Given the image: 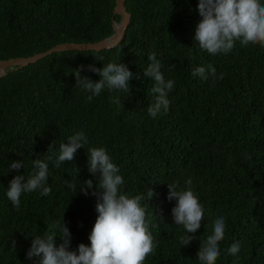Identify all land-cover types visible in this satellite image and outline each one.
<instances>
[{
	"label": "trees",
	"instance_id": "1",
	"mask_svg": "<svg viewBox=\"0 0 264 264\" xmlns=\"http://www.w3.org/2000/svg\"><path fill=\"white\" fill-rule=\"evenodd\" d=\"M198 2L125 0L131 20L114 48L53 52L0 77V264H40V257L28 258L32 240L50 230L59 246L63 217L69 250L91 246L100 194L99 173L89 170L92 147L106 148L119 167L123 194L144 195L141 206L156 245L144 264H200L201 241L221 215L226 229L216 264H264V47L236 40L227 54L201 49ZM114 7L115 0H0V60L109 37L112 21L120 20ZM153 52L165 80L174 81L168 111L155 119L147 111L154 81L143 75ZM113 61L141 79H132L127 92L105 86L88 101L91 94L76 86L74 69L85 66L81 75L98 82L87 66L102 69ZM196 67L205 68L207 79L193 77ZM81 131L87 143L73 161L59 167L47 161L50 194L22 193L14 207L6 195L10 181L18 174L27 178L33 160L58 154L60 143ZM13 161H23L24 169L10 171ZM189 177L204 219L184 247L186 230L175 225L176 201L167 197L168 184L185 188ZM88 180L93 187L86 196L80 188ZM148 189L155 193L151 200ZM235 242L240 251L230 255Z\"/></svg>",
	"mask_w": 264,
	"mask_h": 264
},
{
	"label": "clouds",
	"instance_id": "2",
	"mask_svg": "<svg viewBox=\"0 0 264 264\" xmlns=\"http://www.w3.org/2000/svg\"><path fill=\"white\" fill-rule=\"evenodd\" d=\"M198 12L202 19L196 27L195 40L198 41V46L208 53L227 54L233 49L236 40H240L245 46L251 43L264 47V3L261 0H199ZM148 60L151 63L144 69L143 75L154 81L151 92L155 94V99L147 111L148 115L155 119L162 109L164 112L168 111L170 102L167 95L173 89L174 81L165 80L156 53H151ZM84 67L82 65L79 69H74L73 74L76 86L91 94L87 96L88 101H91L93 96H99L105 86L127 92L131 89L129 82L132 79H141L140 74L134 76L126 64L113 61L104 65L102 69L94 65L87 66L89 71L101 77L95 82L81 75ZM209 69L210 74L215 77V68L209 65ZM205 72L204 67H196L192 75L207 79ZM220 78L223 79V76ZM115 102L119 103V100ZM86 143L87 138L81 131L70 136L66 143H60L58 154L46 155L45 160L38 158L33 160L34 171L27 178L23 174H18L10 181L6 195L13 206L19 208L22 193H31L39 189L42 196H48L51 188L46 186L49 171L47 161H51L56 167L65 161H73L77 150ZM87 151L90 172L94 175L99 173L100 193L96 205L98 217L89 237L91 246L81 243L78 251L69 250L71 232L66 227L63 217L62 224L57 225L61 233L59 238L63 243L57 246L56 232L46 231L43 236L33 238L28 258L40 257V264H144L156 247L146 221V210L141 206L144 195L129 197L121 192L124 179L106 148L92 147ZM24 167L23 161H13L10 164V171L15 170L19 173ZM192 184L190 177L185 181V188H180L175 182L168 184L167 199L176 201L172 208L173 220L175 225H182L187 233L180 237V243L184 247L190 245L195 238L190 234L200 229L201 221L204 219L203 208L198 196L192 191ZM82 185L80 190L87 196L88 189L93 187V181H85ZM67 186L75 190L74 184L68 183ZM146 193L149 200L155 195L151 189L146 190ZM96 194L93 192V195ZM212 229L207 239L201 241L197 254L200 264H216L221 254L218 242L225 237L226 218L221 215L215 219ZM227 251L230 255L237 254L240 251V242L233 243Z\"/></svg>",
	"mask_w": 264,
	"mask_h": 264
},
{
	"label": "water",
	"instance_id": "3",
	"mask_svg": "<svg viewBox=\"0 0 264 264\" xmlns=\"http://www.w3.org/2000/svg\"><path fill=\"white\" fill-rule=\"evenodd\" d=\"M114 14L120 15L119 22L112 21L113 33L109 37L93 42H63L58 43L49 49L34 53L30 56L12 57L0 60V77L8 70L17 69L53 53L67 50H96L111 49L117 46L124 37L125 31L130 23L131 14L126 10L125 0H115ZM12 68V69H11Z\"/></svg>",
	"mask_w": 264,
	"mask_h": 264
}]
</instances>
